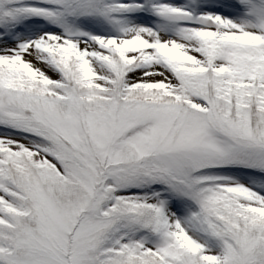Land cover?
<instances>
[{
  "label": "snow or ice",
  "instance_id": "snow-or-ice-1",
  "mask_svg": "<svg viewBox=\"0 0 264 264\" xmlns=\"http://www.w3.org/2000/svg\"><path fill=\"white\" fill-rule=\"evenodd\" d=\"M0 264H264V0H0Z\"/></svg>",
  "mask_w": 264,
  "mask_h": 264
}]
</instances>
